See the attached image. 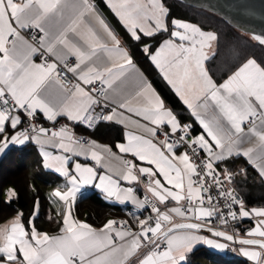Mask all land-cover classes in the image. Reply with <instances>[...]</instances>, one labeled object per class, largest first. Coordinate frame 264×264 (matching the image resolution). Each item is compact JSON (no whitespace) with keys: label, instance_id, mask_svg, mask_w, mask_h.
Masks as SVG:
<instances>
[{"label":"snow or ice","instance_id":"snow-or-ice-1","mask_svg":"<svg viewBox=\"0 0 264 264\" xmlns=\"http://www.w3.org/2000/svg\"><path fill=\"white\" fill-rule=\"evenodd\" d=\"M105 3L130 39L143 45L140 51L191 110L202 131L193 136L192 125L178 119V113L165 104L142 73L136 92L140 103L135 106L127 100H121L117 106L109 103L108 92L114 82L136 66L132 53L90 0H0V100L7 103L6 98L11 97L15 112L30 118L28 127L16 131L23 123L21 114L0 111L3 138L0 153L9 142L22 145L34 140L43 145L42 137L49 130L44 127L37 130L32 124L37 110L47 121L58 123V117H66L93 131L100 122L121 116L117 107L134 113L147 122L140 125L147 135L128 132L127 143H117L116 147L133 157L122 161L124 181L139 182L136 173L147 177L144 199H139L132 187L122 188L119 179L98 172L87 163L75 162L73 174L69 171L72 159L69 155L52 156L44 151V166L68 178L67 190H56L54 195L69 208L81 186L94 184L108 198L114 197L121 204L130 200L138 210L150 207L153 214L139 220V231H126V221L109 219L97 229L65 212L59 233L49 235L34 225L30 231L26 230L20 213L0 226V264H187L188 254L199 243L220 250L229 248L216 238L238 242L243 256L255 264H264V206L246 210L244 201L237 198L236 189L231 187L237 175H242L243 182L248 180L247 168L233 172L227 166L219 170L216 167L234 155H242L264 184V131L257 128V121L264 127V65L254 58L241 62V51L228 44L237 66L229 69L222 82H217L206 67L209 61L206 49L215 42L218 48L213 57L221 51L217 32L172 17L163 0H105ZM46 23H50L49 28ZM32 28L41 34L38 40L30 41L22 35V31ZM251 37L264 45V34L251 33ZM36 56L40 57L39 63L35 62ZM72 58L74 63H69ZM61 71L73 77L70 87L60 84ZM53 80L59 86L55 102L42 96ZM96 82L101 87L97 88ZM210 108L212 114L206 116L204 113ZM133 123L139 125V121ZM37 131L39 135H30ZM251 135L257 137V146L243 148L244 137ZM49 143L73 156L90 153L91 160L97 165L102 163L101 153L87 149L80 139L74 140L66 124L52 132ZM88 143L92 149L101 147L113 155L107 146H97L95 141ZM181 147L184 152H179ZM200 151L205 153L204 158L200 157ZM8 195L11 198L16 193L9 189ZM169 201L175 202V206L169 207ZM173 214L195 222H174ZM237 215L256 218L255 227L247 235L259 238L241 239L235 232L228 234L210 226L212 217L227 226V219L235 220ZM117 224L120 228L114 227ZM202 230L215 238L200 235ZM113 233L122 243L115 242Z\"/></svg>","mask_w":264,"mask_h":264},{"label":"trees","instance_id":"trees-1","mask_svg":"<svg viewBox=\"0 0 264 264\" xmlns=\"http://www.w3.org/2000/svg\"><path fill=\"white\" fill-rule=\"evenodd\" d=\"M102 8H105L102 0H97ZM166 6L171 9V16L188 20L199 24L205 31H215L220 39V53L211 57L207 61L208 68L217 82H222L227 77L229 69L234 70L237 66L231 59L228 51V44H234L242 53L240 61L254 58L258 63L264 65V45L227 22L220 15L209 10L180 3L179 0H163ZM116 26L124 41L130 47L132 55L139 67L146 74L150 82L163 97L172 110L178 113L182 123H192L193 115L183 102L176 96L171 87L159 74L158 69L140 51L142 44H137L130 39L126 30L116 22ZM166 37V36H165ZM157 39H160L158 36ZM150 43L156 41L148 40ZM218 48V46H217ZM217 52V51H216ZM215 52V53H216ZM101 125L91 131L97 132ZM192 125V124H191ZM193 134L198 133L197 126L192 125ZM100 140L115 144L122 140V127L116 124H106L102 126ZM2 141V137H0ZM7 164H10L7 166ZM227 167L233 172H237L240 167L247 168L248 180L243 182L242 175H237L234 185L242 194L243 201L248 206H264V184L259 181L258 173L241 156L232 157L225 162ZM53 184L52 178L43 168L41 157L32 144L24 146H13L0 159V223L10 218L14 214L21 212L24 222L27 224L35 211L37 202L41 203V211L37 216L36 223L42 228L56 230L59 223L54 217H47V190ZM13 186L16 195L10 199L4 196L5 189ZM77 214L81 216L87 213L88 218L96 224H101L109 216L122 215L119 208L108 206L103 203L102 196L97 192L85 195L75 204ZM246 221L239 225L240 233H244L248 226ZM187 264H254L241 256H226L218 254L206 246H199L187 256Z\"/></svg>","mask_w":264,"mask_h":264},{"label":"crops","instance_id":"crops-1","mask_svg":"<svg viewBox=\"0 0 264 264\" xmlns=\"http://www.w3.org/2000/svg\"><path fill=\"white\" fill-rule=\"evenodd\" d=\"M90 2H92V3L95 4L96 11L102 16V18L108 23V25L115 31V33L117 34V36L121 39L122 45L125 46V47H127L129 49V51L132 53L130 47L126 44V42L124 41L123 36L120 34V32L118 30V27L116 26V22L119 25H121L119 23V21H118V18H116L114 16V14L111 12V10L108 8L107 4L105 3V0H102V2L105 5V8H102L99 5V3L97 2V0H90ZM45 27L46 28H49L50 27V23H46L45 24ZM22 35H24L27 39H29L28 36L26 35L25 30L22 31ZM164 38H167V37H164ZM146 42H148V41H146ZM176 42L179 43L178 40ZM148 43H150V42H148ZM142 47H143V45H142ZM216 51H217V44L215 42H213V44L211 45V47L206 49V52H207V54L209 56V59L213 56V53H215ZM34 59H35V62L39 63L37 56ZM133 60L135 62V66H136L135 67V70H129V72L126 74L125 77L121 78L120 80L115 81L114 84H113V89L115 91H113V89H110L109 92H108L109 102L112 103L114 106H117V104L121 100H127L133 106H135V105H137L138 103L141 102L140 98L136 97V92H137V90L139 88V75L142 73L147 79H148V77L142 71V69L139 67V65L137 64V62L134 59V57H133ZM206 67H208L207 62H206ZM210 74H211V72H210ZM213 79L216 80L214 77H213ZM155 90H156V88H155ZM58 91H59V86L53 80V81H50L48 83V85L46 86L44 92L42 93V96L46 100H52L53 102H55V94ZM157 93H159V92L157 91ZM164 102H165V104L169 108H171L166 103L165 100H164ZM198 110L199 111H202V113H203V110L202 109H198ZM212 111L213 110L210 108L209 111L207 113H204V114L206 116H210L212 114ZM117 112L118 113H122V115L121 116L114 117L113 120L110 121V122H102V123H100L102 125H101V128H99V130L97 132L91 133V131H93V130H89L86 127H84L83 125H80V124H78L75 127L74 130L68 131V133L73 136V139L74 140L78 139V134H84V135H86L88 137L89 141H95L96 144H97V146H107V147L111 148V152H112L113 155H109L101 147H97L95 149H92L91 148V145L89 143L83 144L87 149L96 150V151H99L101 153L102 163L100 165H97L95 161L91 160L90 153L87 154V155L73 156V154H71V153H64L62 150L54 147L51 143H49V138H51V134H52L51 126L55 122L47 121L44 118L43 113L40 112V110H37V116L44 121V123H45L44 128H46V129L49 130L42 137V139H43V145L36 143V141H34V140L26 141L22 145L21 144H16V143L9 142L8 143V147L5 148L4 152L0 153V159H1L7 153V151L11 147H13V146H24L26 144H32V145H34V148L36 149V151L38 152L39 156L41 157V161H42L43 168L46 170V172H48V174L52 178L53 184H54L52 186L50 185V187L47 190V197H46V199L48 201V204H47V210H48L47 217H48V219L50 217H54L55 220L57 221L56 223H59V225H60L59 227L62 226L63 215L65 214V212H70L72 219L77 220V221H80V222H84V223H87V224H90L94 228H97V229L102 228L103 224L106 223L107 220H109V219L116 220L117 218H125V219H129L135 226H139V220L146 218L147 212H148V207H146L145 209H139L138 210L136 208V206L133 205V203L130 200H126L123 204H121L114 197L113 198H108L102 192V190L97 189L94 186V184L93 185H84V186H81L80 191L77 193L76 200L74 202H72V206H71V208H69L62 200H60L59 197H56L54 195V193H55L56 190H60L61 192H64V191L67 190V187L70 186L67 183V179L68 178H66V177L62 176L60 173L56 172L54 168H47V167L44 166V156H43V152L44 151L49 152L52 156H55V155H69L70 157H72V159L70 160V164H69V171H71L73 174H75V171H74V163L75 162H79L81 164L87 163L89 166L96 167V169H97L98 172H104L107 175H112L114 179H119L120 186L122 188L132 187L134 189L135 195L139 199H141V200L144 199V195H145V187H144V185L147 183V177L140 176L138 173H136L139 176V182H127V181H124L122 179V173L125 171V168H124V165H123L122 161L123 160H132L133 157L131 156V154L121 153L119 151V149L116 147V144L117 143H127V138H126V135L125 134L128 133V132H131V133H133L135 135H147V133L144 131V129L142 127H140V125L145 124L147 122L144 121L141 117L136 116L134 113L128 112L126 110H122V109H120L118 107H117ZM190 112H191V110H190ZM16 114H21V113H16ZM129 117H131V119H128ZM21 118H22V121H23L24 116L22 114H21ZM60 119H66V117H58V120H60ZM178 119L180 120L179 117H178ZM119 120H123V123L118 122ZM133 121H139V125L136 124V123H133ZM106 124H116V125L122 127V130H123V138H122V140L116 142L113 145L110 144V143H108V142H105V141L100 140L99 135L102 134V130H103L102 129V126L103 125H106ZM191 124L194 125V126H197L198 133H200L202 131L201 126L199 125V122L195 119L194 116H193V120H192V123ZM20 125L21 124H19L17 126L16 131H18V127ZM244 127H245V132L247 133L249 124L246 122L245 125H244ZM257 128L260 131H264V127H261L259 121H257ZM6 134H8V133H6ZM33 134L39 135L38 131L36 133H30V135H33ZM55 139L58 140V138H55ZM257 144H258L257 137H255L254 135L245 136L242 147L243 148L256 147ZM184 151L185 150L182 149V148L179 149V152H184ZM255 154L256 153H253V155H255ZM233 157H237V156L234 155ZM241 157L243 158V160H245L248 163L247 158L243 157L242 155H241ZM105 165L107 167H105ZM216 167L218 168L219 165H217ZM96 182L98 183V180ZM7 188H9V187H7ZM7 188L5 189V192H6ZM94 191L97 192L99 195L102 196V200H103V203L104 204H106L108 206H112V207L119 208L120 210H122L123 214L122 215H116V216L109 215V216H107L104 219V221L101 224H96L93 221H91V219L88 218L87 213H85L82 216L80 214H77V212L75 210V204H76V202L79 201V199H81L85 195L90 194V193H92ZM15 193H16V191H15ZM4 195H5V193H4ZM148 195L150 196L151 194L149 193ZM13 197H11V198H13ZM167 203H168V206L169 207L175 206V202H173V201H169ZM37 205H38V215H39V212L41 211V207L42 206H41V203L37 202V204L35 206L34 214L29 219V222L26 224L24 222L23 218L21 219V223H23V225L25 226V229L28 230V231H30L31 227L34 225L37 228L38 231L46 232L49 235H56V234H58L59 233V228L56 229V230H52V229H48V228H42V227L39 226L38 223H36V219H37V216H38L36 214V212H37ZM160 207L163 210V206L161 205ZM245 207H246V210H250L253 207H260V206H248V205L245 204ZM20 213L21 212H18L16 214H14L13 216H11L10 218L6 219L5 221L1 222L0 223V226H3L5 223L10 222L11 220H13ZM34 216H35V218L33 219ZM173 220H174V222H194V221H185V220H182L180 217L175 216L174 214H173ZM243 221H246L247 222L246 223V226H248V227H247V229L245 230L244 233L241 232L240 234L242 236H244V238H247V237H249L247 235V231L249 229L255 227V225H256V218H253V217L241 218V223ZM167 226H170V225H166V227ZM114 227L120 228L119 225H115ZM199 234L200 235H204V236H208L209 238H215V237H212V234H206L203 231H201ZM112 235H113V239L115 240V242L117 244L122 243V241H120L118 238L115 237V234L114 233ZM249 238H259V237H249ZM216 239H218V242L227 243L229 245V241H226L223 238H216ZM199 246H206V247L212 249L213 251L217 252L218 254H223V253H225V250H226V254H227L226 256H230L228 254V252H227V249L228 248L225 249V250H220V249H216L214 247L208 246V245L203 244V243H199V244L195 245L194 248H193V250L196 249ZM239 247H241V246L239 245L238 246V249H239ZM248 247H253V246H248ZM238 249L236 251V254L238 256H241V257H243L245 259H248L250 262H252V263L255 264L254 261H252L249 258L243 256V254L240 253ZM256 250H258V249H256Z\"/></svg>","mask_w":264,"mask_h":264},{"label":"built area","instance_id":"built-area-1","mask_svg":"<svg viewBox=\"0 0 264 264\" xmlns=\"http://www.w3.org/2000/svg\"><path fill=\"white\" fill-rule=\"evenodd\" d=\"M25 32H26V35L28 36V38L31 41L34 38L36 40H38L39 35H41L38 32V30L37 29H34V28L25 30ZM37 58H38V61L40 62V57L37 56ZM50 59H54V58L52 57ZM69 63H74V58L70 59ZM58 78H59L60 83L62 85H64L65 87H70L71 84L73 83V77L69 73H67L65 71H61L59 73V77ZM95 86L97 88L101 87V85H100L99 82H96ZM6 99H7V103H5L4 100H0V111L8 112L10 115L16 114L14 101L11 99V97H7ZM112 106H114V105L112 104ZM96 111L99 112V108H97ZM21 114L23 115L22 112H21ZM23 116H24L23 123H21V125L18 127V131H23L26 127H28V122H29V119L30 118L26 117L25 115H23ZM100 123H102V122H100ZM32 124L35 125V127H36L37 130L40 127H44V125H45L44 121L42 119H40L37 116V114H36V118L34 120H32ZM61 124H66L68 126V131L74 130L75 127L78 125V124H74V123H72V122H70V121H68L66 119H60V120H58V123L55 122L51 126L52 132L53 131H58ZM184 124H190V123L189 122H186ZM193 136H195V135L193 134ZM78 139H80V143L81 144H87L89 142L88 137L86 135H84V134H78ZM192 147L193 148H197L198 146L197 145H192ZM181 148L185 150L184 147H181ZM200 157L201 158H204L205 157V153L203 151H200ZM197 163H199V161H197ZM224 166H227V165L226 164L219 165V167L217 168V170H219V168L224 167ZM231 187H234L236 189L237 198L243 200L242 194L238 191V189L236 188V186L234 185V183H233V185H231ZM213 194L215 195V189H213ZM205 206H207V203L205 204ZM235 210L237 211V213L239 212V205H236L235 206ZM149 215H153V214H151L150 207H148V212H147V216L146 217H148ZM116 221H118V222L119 221H126L127 223L124 225V229L126 231H139V226H135L129 219L117 218ZM240 223H241V217L239 215H237V218L235 220H233V219H231L229 217L227 219V226H224V225L220 224L219 220L216 217L210 218V226L211 227H213L215 229H218V230L227 231L229 234H233L235 232V234L237 235V237L240 236V232H239V225H240ZM117 225L120 226V224H117ZM153 226H154V221H153ZM205 233L207 234V232H205ZM238 246H239L238 243H233V242H230L229 241V248L227 249L228 254L231 255V256L236 255V251L237 250L236 251H233L232 249L233 248L238 249Z\"/></svg>","mask_w":264,"mask_h":264},{"label":"water","instance_id":"water-1","mask_svg":"<svg viewBox=\"0 0 264 264\" xmlns=\"http://www.w3.org/2000/svg\"><path fill=\"white\" fill-rule=\"evenodd\" d=\"M183 3L216 13L243 32L264 34V0H184Z\"/></svg>","mask_w":264,"mask_h":264},{"label":"rangeland","instance_id":"rangeland-1","mask_svg":"<svg viewBox=\"0 0 264 264\" xmlns=\"http://www.w3.org/2000/svg\"><path fill=\"white\" fill-rule=\"evenodd\" d=\"M246 33V32H245ZM247 34H249V33H247ZM250 36H251V34H249ZM10 164H7V166H9ZM10 167H11V165H10ZM9 189H12V190H14V192H15V189L11 186V187H9V188H7V190H6V192H5V198L6 199H10V197H9V195H8V192H9ZM13 197V196H12ZM241 237H244V236H241ZM247 238H249V237H247ZM241 246V245H240ZM254 247V246H253ZM224 255H227L226 254V250H225V253H223Z\"/></svg>","mask_w":264,"mask_h":264}]
</instances>
